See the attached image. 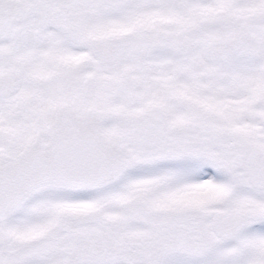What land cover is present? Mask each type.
Instances as JSON below:
<instances>
[{"label": "snow or ice", "instance_id": "snow-or-ice-1", "mask_svg": "<svg viewBox=\"0 0 264 264\" xmlns=\"http://www.w3.org/2000/svg\"><path fill=\"white\" fill-rule=\"evenodd\" d=\"M0 264H264V0H0Z\"/></svg>", "mask_w": 264, "mask_h": 264}]
</instances>
